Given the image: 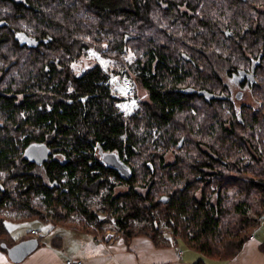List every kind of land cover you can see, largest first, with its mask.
Here are the masks:
<instances>
[{"label":"trees","instance_id":"trees-1","mask_svg":"<svg viewBox=\"0 0 264 264\" xmlns=\"http://www.w3.org/2000/svg\"><path fill=\"white\" fill-rule=\"evenodd\" d=\"M57 2V11L46 13L44 0H0V62L4 73L15 74L11 88L31 90L39 73L50 82L63 74L65 84L62 125L58 117L59 126L49 130L12 114L0 119V251L7 255L15 245L5 222H39L93 237L111 230L126 243L136 237L157 247L181 242L204 258L233 260L264 215V0ZM13 29L36 39L48 35L65 69L45 71L46 54L4 46L15 42ZM90 51L113 70L95 67L76 78L70 60ZM207 52L232 68L239 57L244 66L256 59L252 107L223 108L217 95L226 91ZM111 76L129 79L137 100L143 88L148 102L120 113L106 85ZM35 89L36 110L44 103ZM43 131L53 133L64 157L63 192L44 191L42 181L16 166L25 148L16 140H41ZM98 144L129 169L124 190L116 189L121 178L105 163L91 167ZM49 245L61 249L62 239L53 236Z\"/></svg>","mask_w":264,"mask_h":264},{"label":"flooded vegetation","instance_id":"flooded-vegetation-1","mask_svg":"<svg viewBox=\"0 0 264 264\" xmlns=\"http://www.w3.org/2000/svg\"><path fill=\"white\" fill-rule=\"evenodd\" d=\"M46 3L45 11L46 13H50L52 11L56 12L58 7L60 6V3L57 2V0H44ZM67 2V0H66ZM65 2V6H67ZM186 15H191V13H183ZM12 36L14 39V43H4L3 45L6 47H15L19 49H25L27 53L32 52L33 50H36L35 52H42L43 54H46L47 56L45 59L40 61L41 65H48V68L45 67V71H49L51 67L49 65H57L58 70H64L65 69V59L54 57L55 53L51 52V49H56L55 46L57 43H52L51 38L46 35L45 37H42V39H36L35 37L28 35L22 31H16L12 30ZM1 46V44H0ZM40 46L45 48H40ZM51 46V47H50ZM47 47L49 48V51H46ZM94 52V51H90ZM96 53V52H94ZM98 54V53H96ZM210 60L213 61L214 66L216 68V71L218 72L219 76L222 80V87H224V92L226 93L224 95H217L219 99L224 100V106L223 108L230 112L233 111L234 113H240L243 109H249L254 105V100L251 95V89L257 83V75L255 73L256 68L252 70V63L256 61V59L249 58L248 66H244L242 60L243 58L239 57L238 67H226L225 62L223 58L212 55L210 53H206ZM99 55V54H98ZM88 56V54L85 57L80 56L77 59H72L69 62V70L72 71L76 78H79L80 74L85 73L86 71L95 68L100 67L99 64H95L93 67L89 69H82L81 71H76V68L82 65V61ZM100 56V55H99ZM101 57V56H100ZM103 58V57H102ZM104 60H108L103 58ZM12 61L11 59L7 62ZM14 61V60H13ZM110 61V60H108ZM111 62V61H110ZM217 63H220L226 67V70L224 73H221L217 68ZM237 65V64H236ZM3 67L6 68V71H11L9 67H6L3 65ZM101 68V67H100ZM102 69V68H101ZM32 70H34L32 68ZM38 70V69H36ZM103 70V69H102ZM33 74V73H29ZM14 73H4L2 70V63L0 62V119L3 117L5 120H7V117L9 114H12L14 116L15 121L20 120L21 122H24L29 125H33L37 128H48L49 126H59L55 123L56 117L59 118V115H63L64 111V75H58L57 77H54L53 80L50 82L49 78L51 77L49 74H37L36 79L38 81L37 84H34L31 82L29 85L32 87L31 90H13L11 88V80L14 78ZM18 77L26 78L25 74L23 75H16ZM111 79V78H110ZM109 82L106 84L111 91L112 85ZM58 80V81H57ZM128 84V83H126ZM56 85H58V90H55ZM125 85V84H124ZM130 85V84H129ZM117 88V84H114ZM131 86V85H130ZM35 90L39 93H41V98L37 102H43L44 105H37L35 110L34 100L33 97L37 96V93L34 92ZM124 87V86H123ZM52 89V90H50ZM120 89V88H119ZM112 92V91H111ZM51 94L52 98L48 99V95ZM125 95H128L129 97L134 95V91L132 88V94H127L125 92ZM200 95H202V98L205 100H209L213 98V95L201 92ZM97 94L94 96L96 97ZM113 98L116 100L115 107L119 110L120 113H122L125 116H128L123 113V111H120L119 106L121 101L125 100V97L120 96L118 92H112ZM239 96V98H237ZM38 97V96H37ZM40 98V97H39ZM148 95L146 91L142 88V90H139V98L138 102H136V107L132 111V113L140 107V103H146L148 102ZM13 104L15 107H9V104ZM144 105L141 107L143 108ZM18 113V117H16L14 114ZM54 114V115H53ZM60 124L62 125L64 123V118L61 117ZM104 120V119H103ZM33 128H31L30 134H32ZM43 133V139L41 140H34L31 139L27 143L23 142L25 139L24 137H21L20 140H16L19 144H25V148L22 150L21 157L19 158L16 166L17 169H26L28 177L33 180L34 178H37V180L42 181V185L44 186V191L50 190L52 192H63L65 191L64 183L65 178L62 173L65 167V163L63 162L64 157L63 154L60 152V149L55 148V140L53 137V133L48 132H42ZM44 146L49 154L46 161H43L42 164L37 165L33 162H29L24 159V152L29 146ZM43 147H39L37 149V152L34 153L33 159L38 160L39 155L41 154ZM96 150V156L95 162L91 164V167H98L99 164L97 161L100 162V164L104 167H107L104 164V158L106 156H113L118 164L125 166V163L119 159L116 152H108L105 151L102 146L99 144L95 147ZM111 168V167H107ZM115 170L114 168H111ZM118 177L121 178V181H117L115 183L117 190H124L127 188L126 180L121 174L115 170ZM23 174H18V176ZM95 175L98 176L99 172H95Z\"/></svg>","mask_w":264,"mask_h":264},{"label":"crops","instance_id":"crops-1","mask_svg":"<svg viewBox=\"0 0 264 264\" xmlns=\"http://www.w3.org/2000/svg\"><path fill=\"white\" fill-rule=\"evenodd\" d=\"M28 223L37 227L30 234L39 243L37 249L19 264H65L67 261H81L82 264H196L199 261L203 264H264V251L261 249L264 246V221L253 231L251 239L244 244L238 256L230 261L204 258L181 242L160 247L146 237L133 238L129 243L122 238L97 242L91 235L70 229L52 228L36 222L14 224ZM6 224L7 222L6 229L14 239ZM53 236L62 239L61 249H54L49 245ZM0 264L15 263L0 251Z\"/></svg>","mask_w":264,"mask_h":264},{"label":"rangeland","instance_id":"rangeland-1","mask_svg":"<svg viewBox=\"0 0 264 264\" xmlns=\"http://www.w3.org/2000/svg\"><path fill=\"white\" fill-rule=\"evenodd\" d=\"M95 64H99L100 67L103 69V71L107 73L113 70L112 67L114 65L112 62L108 60H104L98 54L94 52H89L88 56L82 61V65L76 68V71H81L82 69L84 70L89 69L93 67ZM217 68L221 73H224L226 70V67L220 63H217ZM126 83L130 84L131 87L133 88L132 82L129 79H126V78L119 79L116 76H111V79H110V84L112 85L111 91L113 93L118 92L120 96L125 97V100L121 101L119 109L120 111H123L124 114L130 115L132 111L134 110V108L136 107L137 99H135L136 97L134 95L131 97H129L128 95H125V90L123 86ZM114 84H117V88L116 86H114ZM133 91H134V88H133ZM138 98H139V95H138ZM12 223L13 222H7L6 225L12 233V237L14 238L13 240L15 244L26 240L30 236V231L35 230L37 228L31 223H28L27 225H21V224L18 225V224H14V223L12 224ZM36 223H39V222H36Z\"/></svg>","mask_w":264,"mask_h":264},{"label":"water","instance_id":"water-1","mask_svg":"<svg viewBox=\"0 0 264 264\" xmlns=\"http://www.w3.org/2000/svg\"><path fill=\"white\" fill-rule=\"evenodd\" d=\"M257 65L258 62L254 63L252 65V70H254V68H256ZM237 98H239V96H237ZM182 143L183 140L180 141L178 147H181ZM39 147H43L41 154L39 155V159L38 160L33 159V155L34 153L37 152V149ZM48 154L49 152L44 146H39V145L29 146L24 152V159L29 162H33L37 165H40L42 164L43 161L47 160ZM104 163L107 166L117 170L121 174V176L125 178L129 174V169L126 166L118 164L117 160L113 156H106L104 158ZM37 247H38L37 239L35 238L27 239L7 249V257L12 263L19 264L23 262L29 255H31L37 249ZM2 248H5V246L2 245Z\"/></svg>","mask_w":264,"mask_h":264},{"label":"built area","instance_id":"built-area-1","mask_svg":"<svg viewBox=\"0 0 264 264\" xmlns=\"http://www.w3.org/2000/svg\"><path fill=\"white\" fill-rule=\"evenodd\" d=\"M124 90L127 94H132V87L129 84H125L124 85ZM260 221H264V215L263 218L260 219ZM93 228V227H92ZM119 237H117L116 235H114V233L111 230H107L105 232L104 236H101L97 231H96V236H95V240L97 242H109V241H113L115 239H118ZM251 239V237H250ZM65 264H82L81 261H67Z\"/></svg>","mask_w":264,"mask_h":264}]
</instances>
